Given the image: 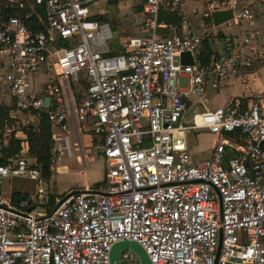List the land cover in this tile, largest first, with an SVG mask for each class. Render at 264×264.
<instances>
[{
	"label": "built area",
	"instance_id": "1",
	"mask_svg": "<svg viewBox=\"0 0 264 264\" xmlns=\"http://www.w3.org/2000/svg\"><path fill=\"white\" fill-rule=\"evenodd\" d=\"M7 1L40 25L0 17V88L12 111L33 127L46 114L51 164L63 153L83 161L79 134L89 132L105 174L53 198L23 142L0 164V180L34 181L35 193L13 200L0 190V264H112V246L124 241L137 243L150 264H264V93L244 107L205 109L207 89L246 70L250 38L224 36L216 57L196 59L210 32L251 24L252 4L208 0L193 22L180 15L184 0H145L148 35L115 51L109 25L93 19L98 0ZM161 9L178 22L160 21ZM226 10L232 18L214 26L211 13ZM184 52L191 65L180 63ZM192 99L202 111L188 120ZM190 131L214 137L207 158L189 153ZM6 144L3 136L0 159ZM119 262L139 264L129 250Z\"/></svg>",
	"mask_w": 264,
	"mask_h": 264
},
{
	"label": "crops",
	"instance_id": "2",
	"mask_svg": "<svg viewBox=\"0 0 264 264\" xmlns=\"http://www.w3.org/2000/svg\"><path fill=\"white\" fill-rule=\"evenodd\" d=\"M258 1L259 0H238L240 5L252 4L254 19L251 24L243 22L238 27H220V29H222L224 33V36L240 38V36L244 35L250 38L249 44L246 46L245 49V52L248 55L249 65L246 67V70L241 75L236 77H230L224 80L216 91H212L210 89L206 90V97L208 99V102L205 106V109L207 110H214L233 101H240L239 103L241 104V106L244 107L252 101L258 99L264 93V74H257V72L259 73V71L264 70V4H261ZM144 2L145 0H98L96 4L90 5L93 19L107 23L110 27L111 34L112 30H117L120 32L121 39L119 45L115 48V51L119 50L120 44L126 39L132 37H145L148 35L145 27L146 16L143 12ZM180 15H184L190 18L193 22L197 21V18L193 14L187 15V11H181ZM221 44L222 43H216L217 53L221 50ZM209 47L211 51H213V46L211 44L209 45ZM204 50L205 48L203 47L202 43V47L199 48L198 52H202ZM258 60L261 61V63L258 62ZM4 94L6 93L4 92ZM197 102L198 101L196 99H192L191 103L194 104H188V109H192L191 112L187 111L188 116H190V114L195 110L202 111L201 107L195 105ZM3 106L10 107L7 104H3ZM10 108L13 109L12 102ZM18 115L21 114H15L12 110L9 112V116L11 119H17ZM189 118L190 117H187L188 120ZM9 131L10 130L8 128H5L4 130L3 136L6 138V140L8 138L5 133ZM82 135H84L85 138L88 139L89 147V144L92 140V138L90 137V133H82ZM208 136L214 141V137L212 135L208 134ZM15 137L19 139L24 138L23 134L19 132L15 133ZM213 141L211 143L210 149H208L207 151H201L198 146L191 145L190 141H188V139L186 138L188 151L194 158H207L210 155L211 148L213 146ZM99 158L101 159V164L103 167V179L105 174V166L103 159L101 157ZM60 159L61 156L58 160L51 164V171L53 169L55 170L57 162ZM83 168H85L84 163ZM99 182L95 184H98ZM20 194L27 195L29 193Z\"/></svg>",
	"mask_w": 264,
	"mask_h": 264
},
{
	"label": "rangeland",
	"instance_id": "3",
	"mask_svg": "<svg viewBox=\"0 0 264 264\" xmlns=\"http://www.w3.org/2000/svg\"><path fill=\"white\" fill-rule=\"evenodd\" d=\"M208 0H184L183 9L181 11L186 12L187 15L193 14L197 19L201 12L205 11L207 8L206 2ZM196 24V23H195ZM211 35L206 41L208 44L213 46V51H217L216 43H222L224 38V33L222 29H217L210 32ZM113 39L109 44L116 48L120 42V32L117 30H112ZM209 44V45H210ZM202 47V45H201ZM200 47V48H201ZM261 63V61L258 60ZM262 66V64H261ZM260 68V67H259ZM258 71V70H257ZM262 73V74H260ZM258 75H263L264 70L257 72ZM42 78V76H40ZM259 77V76H256ZM7 94V93H6ZM4 94L0 88V105L7 104L11 107V101L9 95ZM191 112L192 109H188ZM187 117L188 116L187 114ZM25 125V116L18 115L17 119H12L10 126H6L10 131L6 132V136L11 134V132H19V129ZM4 134V133H3ZM22 134V133H21ZM20 136V135H19ZM186 138L190 141L191 145L198 146L201 151H207L211 147L212 139L205 132H194L190 131L186 134ZM81 146L83 147V161L79 156V160L76 157L67 158L66 154H61V159L57 162L56 172L53 169L51 171L50 180L48 182L50 192L54 196L53 198H61L67 192L75 191L77 189H84L87 187H92L95 183L102 179L103 167L101 164V159L97 157L92 150L88 147V139L85 138L82 133H80ZM71 144L73 140H70ZM83 163L85 168H83ZM49 179V178H46ZM36 182L27 179H2L0 180V190L3 196H9L11 193H35Z\"/></svg>",
	"mask_w": 264,
	"mask_h": 264
},
{
	"label": "trees",
	"instance_id": "4",
	"mask_svg": "<svg viewBox=\"0 0 264 264\" xmlns=\"http://www.w3.org/2000/svg\"><path fill=\"white\" fill-rule=\"evenodd\" d=\"M20 1L26 5L33 2V0ZM26 13H28V9L19 10L16 7V4L10 3L7 0H0V17L17 16L29 28L39 30L40 25L37 23L36 19L34 17H25ZM37 13L43 17L42 6L37 8ZM159 19L160 21L167 23H177L179 16L161 9ZM203 47L205 50L196 54V59L199 63L208 62L218 54L217 52L211 51L209 44L206 41H203ZM11 110L12 108L10 107L0 105V140L3 139L5 127L10 126V123L12 122V119L9 116ZM19 131L23 134L24 138H16L15 132H11L8 136L6 146L1 148L2 157L0 159V164L5 165L10 159L15 158L20 153L21 144L24 142L27 145L28 162L33 166L41 168L43 176L49 178L51 175L50 150L52 147V138L50 124L47 121L46 114L41 113L38 126H22ZM95 185L96 184H94V186ZM20 195V193H11L13 200L19 198ZM22 195L25 196V194ZM51 203H53V198H51Z\"/></svg>",
	"mask_w": 264,
	"mask_h": 264
},
{
	"label": "water",
	"instance_id": "5",
	"mask_svg": "<svg viewBox=\"0 0 264 264\" xmlns=\"http://www.w3.org/2000/svg\"><path fill=\"white\" fill-rule=\"evenodd\" d=\"M232 18V12L230 10L226 11H215L211 13V20L214 26H220L225 22L229 21ZM180 63L184 65H191L193 63V59L188 52H184L180 56ZM49 100H46L44 103V107L47 108ZM121 250H129L135 254L137 257L139 264H150V261L143 251V249L135 242L124 241L116 243L112 246L110 250V261L112 264H120L119 262V252Z\"/></svg>",
	"mask_w": 264,
	"mask_h": 264
}]
</instances>
